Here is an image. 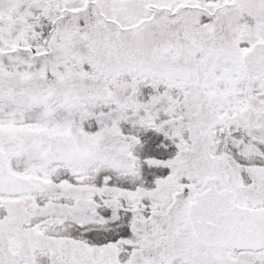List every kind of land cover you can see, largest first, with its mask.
Wrapping results in <instances>:
<instances>
[{
    "label": "snow or ice",
    "instance_id": "1",
    "mask_svg": "<svg viewBox=\"0 0 264 264\" xmlns=\"http://www.w3.org/2000/svg\"><path fill=\"white\" fill-rule=\"evenodd\" d=\"M0 264H264V0H0Z\"/></svg>",
    "mask_w": 264,
    "mask_h": 264
}]
</instances>
